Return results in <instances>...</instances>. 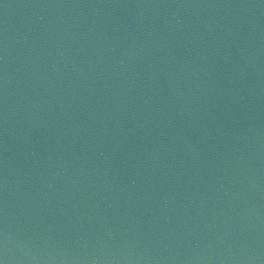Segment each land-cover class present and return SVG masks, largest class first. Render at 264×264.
Segmentation results:
<instances>
[{
  "label": "water",
  "instance_id": "water-1",
  "mask_svg": "<svg viewBox=\"0 0 264 264\" xmlns=\"http://www.w3.org/2000/svg\"><path fill=\"white\" fill-rule=\"evenodd\" d=\"M0 264H264V0H0Z\"/></svg>",
  "mask_w": 264,
  "mask_h": 264
}]
</instances>
